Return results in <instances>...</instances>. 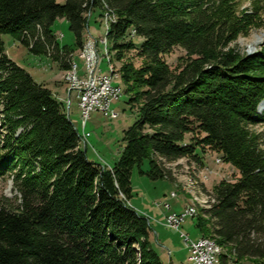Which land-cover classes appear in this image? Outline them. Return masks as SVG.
<instances>
[{"label":"trees","instance_id":"1","mask_svg":"<svg viewBox=\"0 0 264 264\" xmlns=\"http://www.w3.org/2000/svg\"><path fill=\"white\" fill-rule=\"evenodd\" d=\"M239 8L240 0H0V174L18 168V195L0 196V264H165L148 219L129 204L132 170L148 160L142 174L175 183L167 166L199 163V149L240 175L213 193L202 187L210 197L197 224L210 234L202 238L236 261H264V149L248 128L264 125V55L227 50L253 27L261 1ZM97 9L116 20L107 34L113 59L133 51L142 60L123 66L121 77L114 71L140 112L111 167L88 159L65 104L9 59L2 39L69 72L74 50L59 44L53 26L66 20L79 49ZM130 30L139 45L124 41ZM175 48L186 52L177 71L164 60Z\"/></svg>","mask_w":264,"mask_h":264},{"label":"rangeland","instance_id":"2","mask_svg":"<svg viewBox=\"0 0 264 264\" xmlns=\"http://www.w3.org/2000/svg\"><path fill=\"white\" fill-rule=\"evenodd\" d=\"M259 1H261V10L256 16L253 27L248 30L245 36L240 35L235 41L231 42L227 48V50L233 51V53L238 56L249 57L258 52H262L264 55V0ZM60 2L63 3V0H60ZM251 2L252 0H240L239 9L241 11L243 9H248L251 7ZM102 13L103 10L101 12L98 9L92 12V16L88 18V27L85 30L83 39V45L89 42H94L98 45L101 55L99 64L101 73L111 76L112 71L113 73L116 71L120 74L122 67L130 63H133L135 68L140 67L142 60L137 58L136 53L133 51L128 53L126 59L122 62L113 59L115 53L110 51L111 44L110 41L108 42L107 38L109 27H106L103 22L101 17ZM109 23L108 21V26ZM53 30L62 47H69L74 50V60L78 65L80 77L85 78V66L83 61L79 59V54L82 52L83 47L79 49L76 48V39L70 29L69 23L64 19H59L54 24ZM2 39L9 59L17 66L27 71L36 82L48 83L51 87H53L54 82L57 81L61 85L63 80L65 84L68 71H62L57 63L45 56H35L31 54L25 45L15 41L9 35H3ZM104 39H107V49H105L104 44L101 43V40ZM130 40H134L138 45L142 42V40L135 36L132 30H130L124 38L125 42ZM105 52L108 53L110 63ZM184 58H186V52L181 48H175L171 54L164 56V60L171 69L175 71H177L179 64ZM120 77L118 75L115 85L122 88V96L119 100H114L111 103V109L118 113V117L112 119L100 112L91 113L84 129V133L89 134L86 139L83 136V119L81 118V112L77 105L76 93L74 92L71 95V104L69 106V96L65 94L64 91H61L62 94L64 93V104L67 111L81 136L82 150L86 151V155L90 161L108 167L113 166L121 157L125 146V133L139 119L140 112L139 106L130 104L131 96L125 91L126 86L122 83ZM258 112L260 115H264V104L260 105ZM3 118L4 107L0 99V121L3 120ZM248 128L256 137L257 142L258 137L260 138V143L264 149V125H248ZM4 134L0 125V142ZM191 138L192 135H186L185 142H190ZM198 153L200 156L199 163H195L193 160L182 159L173 166H167V168L172 169L174 174L173 178L176 179L175 183H171L165 179L153 181L147 177V175L142 174L141 172L146 173L150 168L148 160H145L140 167L134 166L132 170V190L129 204L140 215L149 219L148 221L153 228V230L152 228L150 229L149 235L152 247L159 253L165 264H169L171 259L178 264L181 260L185 263L189 257L188 248L180 237V233L169 226L167 222L169 213H179L184 207L193 206L197 214L194 218H188L183 224L181 231L188 234L192 240L207 235L209 236V233L202 234L197 228L199 221L207 220L202 209H207L210 201V197L206 195L202 187L209 193H213L220 183L224 181L234 182L240 177L237 169L225 163L217 152L210 149H199ZM177 166H180V168H177ZM17 172L18 168L14 171L0 174V196L14 198L18 195L14 182V177ZM172 193H175L177 197L173 198L171 196ZM165 204L169 205L170 210L166 209ZM155 219L162 221L164 226L160 225ZM219 247L223 255L227 256V264H264V261L258 260L236 261L233 256L228 255V250L226 248ZM171 253L172 256L170 255ZM221 264L224 263L222 262Z\"/></svg>","mask_w":264,"mask_h":264},{"label":"built area","instance_id":"3","mask_svg":"<svg viewBox=\"0 0 264 264\" xmlns=\"http://www.w3.org/2000/svg\"><path fill=\"white\" fill-rule=\"evenodd\" d=\"M91 16L92 12L90 11L89 18ZM111 19V16H105L102 13V20L106 27H108V20ZM72 58L71 76L65 81V84L68 87L69 93H76L77 105L81 112V118L83 119V136L86 139L89 134L84 133V129L87 120L90 118V114L93 112H100L109 118H117L118 113L111 109V103L114 100H119L122 95H120L119 90H117L115 86H112V78H109V75H103L101 73L99 69L101 60L100 50L98 47H95L94 42L87 43L86 51L79 54V59L83 61L85 66V78L80 77L79 68L74 60V55ZM171 196L173 198L177 197L175 193H172ZM165 207L167 210H170L168 204H165ZM194 217L195 216L189 213L188 206L184 207L179 213H169L167 217L169 226L180 233V237L188 248L189 257L187 262L183 264H213L211 249H215L214 246L206 243L202 237L192 240L188 234L181 231L183 224L188 218Z\"/></svg>","mask_w":264,"mask_h":264},{"label":"bare ground","instance_id":"4","mask_svg":"<svg viewBox=\"0 0 264 264\" xmlns=\"http://www.w3.org/2000/svg\"><path fill=\"white\" fill-rule=\"evenodd\" d=\"M89 15H90V13H89ZM105 16H111V15H109L108 13H106ZM111 18H112L111 20H108L110 22L109 23V26H110V24H112V23H114L116 21L113 16H111ZM108 30H109V28H108ZM101 43L104 44L105 49H107V44H108L107 43V39L101 40ZM95 47H98V45L95 44ZM86 49H87V43L84 44L82 52L83 51H86ZM105 55L108 58L109 63H110V59H109L108 53L105 52ZM69 76H71V70L68 72V76H67L66 80L69 78ZM109 78H112V86H115L117 88V90H119L120 95H122V89H121V87L118 86V85H115V81L118 79V75L115 74V73H113V71H112V74H111V76H109ZM188 211H189L190 214H192V216H196V214H197V211H196V209L193 206H188ZM203 240L206 243L211 244L215 248V249H211V259H213V264H221L222 263L221 262L222 261L221 259H222V254H223L221 248L218 246V244H216L215 241H213L211 239L203 238Z\"/></svg>","mask_w":264,"mask_h":264},{"label":"crops","instance_id":"5","mask_svg":"<svg viewBox=\"0 0 264 264\" xmlns=\"http://www.w3.org/2000/svg\"><path fill=\"white\" fill-rule=\"evenodd\" d=\"M39 84H43V85H45L49 90H51V92L54 94V96L55 97H57L60 101H62L63 103H64V100H65V97H64V93L62 94V92L61 91H64L65 92V94H67L68 96H69V101H71L70 100V97H71V95L74 93V92H72V93H69V90H68V87H67V85H65L64 84V82H63V80H62V84L60 85L59 84V82L57 81V82H54V86L53 87H51L50 85H48V83H41V82H38ZM57 83V84H56ZM71 104V103H70ZM149 220V219H148ZM155 221H157L160 225H162V226H164L163 224H162V221H160V220H156L155 219ZM150 223V222H149ZM150 225H151V223H150ZM151 228H152V225H151ZM152 230H153V228H152ZM200 235V234H199ZM200 237V236H199ZM198 239V238H197ZM194 240V239H193ZM159 254V253H158ZM171 256H172V253L170 254ZM163 261V260H162ZM164 262V261H163ZM181 263H183V261L181 260L180 262H179V264H181ZM169 264H178V263H175V262H173L172 261V259H171V262L169 263Z\"/></svg>","mask_w":264,"mask_h":264},{"label":"water","instance_id":"6","mask_svg":"<svg viewBox=\"0 0 264 264\" xmlns=\"http://www.w3.org/2000/svg\"><path fill=\"white\" fill-rule=\"evenodd\" d=\"M262 104H264V101L260 105H262Z\"/></svg>","mask_w":264,"mask_h":264}]
</instances>
